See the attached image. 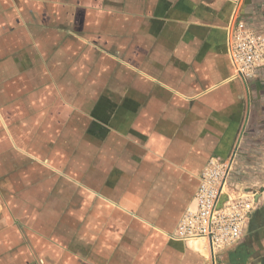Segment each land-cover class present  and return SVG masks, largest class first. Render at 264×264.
Returning a JSON list of instances; mask_svg holds the SVG:
<instances>
[{
  "label": "crops",
  "instance_id": "1",
  "mask_svg": "<svg viewBox=\"0 0 264 264\" xmlns=\"http://www.w3.org/2000/svg\"><path fill=\"white\" fill-rule=\"evenodd\" d=\"M237 22L264 34V0H0V264H264L256 211L215 254L174 235L236 147L230 187L264 205Z\"/></svg>",
  "mask_w": 264,
  "mask_h": 264
},
{
  "label": "built area",
  "instance_id": "2",
  "mask_svg": "<svg viewBox=\"0 0 264 264\" xmlns=\"http://www.w3.org/2000/svg\"><path fill=\"white\" fill-rule=\"evenodd\" d=\"M229 48L236 74L253 80L264 67V34L234 25ZM232 159L213 157L203 167L193 200L184 209L174 230L182 240H200L213 254L239 243L258 201L257 194L234 190L229 177ZM224 194L225 199L220 205Z\"/></svg>",
  "mask_w": 264,
  "mask_h": 264
},
{
  "label": "rangeland",
  "instance_id": "3",
  "mask_svg": "<svg viewBox=\"0 0 264 264\" xmlns=\"http://www.w3.org/2000/svg\"><path fill=\"white\" fill-rule=\"evenodd\" d=\"M260 108L262 109V107L260 106ZM259 116H261L263 119H261V120H259L257 123H259V125L260 126H264V107H263V109L260 111L259 110ZM237 149H238V147H236V151H235V153H233L232 154V156L230 155L229 157H227V158H225V159H232V161H233V159L235 158V156H236V154H237ZM262 190H264V189H262ZM261 197H259V195H257V201H258V204H257V207H256V209L253 211V213L255 212V213H257L256 214V219H257V224H259L258 226H260L261 224L260 223H262V221L264 220V211H262L261 210V207H262V209L264 208V205L262 206L261 204H260V202H259V199H260ZM224 199H225V196H224V194L222 195V197H221V200H220V205H222L223 204V201H224ZM263 202H264V199H263ZM258 205H260V206H258ZM252 213V214H253ZM252 216V215H251ZM257 234H259L261 237H263V239H264V228H262V229H259V231H258V233Z\"/></svg>",
  "mask_w": 264,
  "mask_h": 264
},
{
  "label": "bare ground",
  "instance_id": "4",
  "mask_svg": "<svg viewBox=\"0 0 264 264\" xmlns=\"http://www.w3.org/2000/svg\"><path fill=\"white\" fill-rule=\"evenodd\" d=\"M196 242H199L200 244H202V242L200 241V240H196ZM204 245V244H203ZM205 250V249H204ZM203 251V250H202ZM206 252V251H205ZM205 252H203V253H205ZM202 253V254H203ZM207 253V252H206ZM211 253V252H210ZM213 256V255H212Z\"/></svg>",
  "mask_w": 264,
  "mask_h": 264
}]
</instances>
